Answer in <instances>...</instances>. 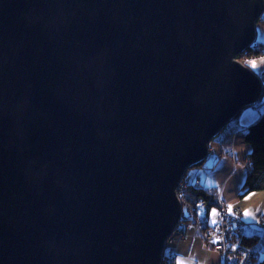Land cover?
I'll return each mask as SVG.
<instances>
[{
	"label": "water",
	"instance_id": "1",
	"mask_svg": "<svg viewBox=\"0 0 264 264\" xmlns=\"http://www.w3.org/2000/svg\"><path fill=\"white\" fill-rule=\"evenodd\" d=\"M264 0H0V264H161L176 190L262 96Z\"/></svg>",
	"mask_w": 264,
	"mask_h": 264
},
{
	"label": "crops",
	"instance_id": "2",
	"mask_svg": "<svg viewBox=\"0 0 264 264\" xmlns=\"http://www.w3.org/2000/svg\"><path fill=\"white\" fill-rule=\"evenodd\" d=\"M260 18L258 27H256L257 38L255 40L264 42V12ZM256 63L255 67L252 65L249 67L260 78L261 97H264V62H260V66ZM259 113L253 109H242L237 117L232 118L216 135L215 138L218 139L208 152L210 156L207 155V157L209 156L213 160L210 166L204 165L199 170L192 171L188 178L189 181L199 179L200 184L205 188H215L217 196L224 200L228 206H236L241 209L242 217L247 222L264 216V195H262L264 190L239 196L246 173L243 161L247 159L246 156L250 150L243 141V135L247 125L253 122ZM235 133L237 135L233 137ZM232 141L234 142L233 147H231ZM191 177H193L192 180ZM245 196L250 198L245 199ZM247 203L249 205H246ZM246 210L251 213L247 220L243 215ZM172 246L175 250L173 264H219L218 254L208 248L198 237L194 239L188 237L174 242Z\"/></svg>",
	"mask_w": 264,
	"mask_h": 264
},
{
	"label": "built area",
	"instance_id": "3",
	"mask_svg": "<svg viewBox=\"0 0 264 264\" xmlns=\"http://www.w3.org/2000/svg\"><path fill=\"white\" fill-rule=\"evenodd\" d=\"M236 135L237 133L233 137ZM192 182L200 184L199 179ZM184 186L185 183L181 180L176 190L181 208L180 216L172 234L166 240L161 262L164 260L166 264L174 263L175 250L168 246L173 243L174 238L184 240L188 237L192 239L198 237L208 248L218 254L219 264H252L253 252L243 243L244 236L248 229H264V216L247 222L243 219L239 207L232 206V213L229 214L228 205L218 196L214 206H209L203 197L190 202L184 196ZM212 208L217 213L214 218L215 225L210 220ZM214 239L217 243H212Z\"/></svg>",
	"mask_w": 264,
	"mask_h": 264
},
{
	"label": "trees",
	"instance_id": "4",
	"mask_svg": "<svg viewBox=\"0 0 264 264\" xmlns=\"http://www.w3.org/2000/svg\"><path fill=\"white\" fill-rule=\"evenodd\" d=\"M255 42L244 50V53L248 54L250 57L261 55L264 48V42H258L257 40H255ZM263 105L264 98L261 97L248 107L258 109ZM235 117H237V115ZM243 141L249 146L250 150L246 156V173L239 196L264 190V111L259 113L258 117L247 125L243 135ZM187 170L182 178V181L185 183L183 192L186 200L191 202L199 197H203L206 199L209 206H214L217 197L216 189L205 188L201 184L197 185L188 179L187 181ZM244 238L245 240L243 243L252 249L253 252L252 264H264V229H248ZM161 264L166 263L162 260Z\"/></svg>",
	"mask_w": 264,
	"mask_h": 264
},
{
	"label": "rangeland",
	"instance_id": "5",
	"mask_svg": "<svg viewBox=\"0 0 264 264\" xmlns=\"http://www.w3.org/2000/svg\"><path fill=\"white\" fill-rule=\"evenodd\" d=\"M263 12H264V10H263ZM262 12V13H263ZM262 15V14H261ZM261 15H260V17H261ZM258 18V20L255 22V26H254V36H255V39L257 38V32H256V27H258V22H259V20L261 19V18ZM255 39H254V42H255ZM256 43V42H255ZM234 60H236L237 62H239L240 64H242L243 66H245L246 68H248L255 76H257L256 75V73H254L251 69H250V67L249 66H251L253 63H256V64H258L259 66L261 65V64H259L260 62H264V48H263V50H262V53H261V55H259V56H249L248 54H246V53H244V50L242 51V52H240L236 57H235V59ZM258 77V76H257ZM258 79L260 80V78L258 77ZM264 98V97H263ZM243 109H253V110H255V111H258V112H263L264 111V105L262 106V107H260V108H258V109H256V108H251V107H245V108H243ZM223 133V132H222ZM221 135H223V134H221ZM216 137V136H215ZM213 138L210 142H209V144H208V146H209V149H208V152L210 151V148H211V146L212 145H214V142L216 143V139H218V138ZM233 144H234V142L232 141L231 142V147H233ZM209 155V154H208ZM210 156V155H209ZM207 157L206 156V158L204 159V161L202 162V164L201 165H199V166H194V167H191V168H189L188 170H187V174H186V179H188L189 177H190V174H191V172L192 171H196V170H199L200 169V167H202V166H210V164L212 163V161L213 160H211L210 159V157ZM246 164H247V159H244V161H243V165H244V167L246 168ZM212 166H214V165H212ZM208 169H210V168H208ZM208 169H206V170H208ZM194 177V176H193ZM193 177H191V180L193 179ZM262 195H264V194H262ZM246 205H249V203H247ZM214 208H212V210H213ZM212 210H211V218H210V220H212L213 219V216H212ZM215 218V217H214ZM173 237V236H172ZM177 241H181V240H177L176 238H174V240H173V243L174 242H177ZM173 243H171V244H168V246H171V247H173L172 246V244ZM206 245V244H205ZM212 250V249H211ZM213 251V250H212ZM215 252V251H214ZM216 253V252H215Z\"/></svg>",
	"mask_w": 264,
	"mask_h": 264
},
{
	"label": "snow or ice",
	"instance_id": "6",
	"mask_svg": "<svg viewBox=\"0 0 264 264\" xmlns=\"http://www.w3.org/2000/svg\"><path fill=\"white\" fill-rule=\"evenodd\" d=\"M256 65H255V63H253L252 64V67H255ZM250 197H248V196H245V199H249ZM228 213L229 214H231L232 213V206L231 205H229L228 206ZM217 215V213H216V211H215V209H213L212 210V216H213V219L211 220V223L213 224V225H215L216 224V220L214 219V217ZM244 217L246 218V220H247V218H249L250 216H251V213L250 212H248L247 210L244 212ZM206 222V221H205ZM212 243H217V241L214 239L213 241H212Z\"/></svg>",
	"mask_w": 264,
	"mask_h": 264
}]
</instances>
